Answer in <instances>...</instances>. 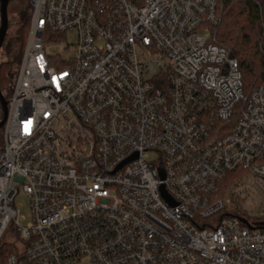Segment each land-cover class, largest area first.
Returning <instances> with one entry per match:
<instances>
[{
	"label": "built area",
	"instance_id": "built-area-1",
	"mask_svg": "<svg viewBox=\"0 0 264 264\" xmlns=\"http://www.w3.org/2000/svg\"><path fill=\"white\" fill-rule=\"evenodd\" d=\"M29 9L0 144V257L11 230L18 251L0 264H264V86L217 43L219 0ZM67 33L64 61L47 51Z\"/></svg>",
	"mask_w": 264,
	"mask_h": 264
},
{
	"label": "trees",
	"instance_id": "trees-1",
	"mask_svg": "<svg viewBox=\"0 0 264 264\" xmlns=\"http://www.w3.org/2000/svg\"><path fill=\"white\" fill-rule=\"evenodd\" d=\"M219 2L222 11L221 22L216 31L217 43L226 47L230 56L237 60L245 90L264 86V0H219ZM29 16L19 23L14 38L6 40V34L0 49L5 52L6 57L4 62L0 61V94L5 100L12 92L16 71L12 82L8 74L21 60L29 28ZM231 177L233 176L225 178L221 184L223 188L227 186V181ZM2 248L0 261L5 255L15 252L13 247L2 246Z\"/></svg>",
	"mask_w": 264,
	"mask_h": 264
},
{
	"label": "rangeland",
	"instance_id": "rangeland-1",
	"mask_svg": "<svg viewBox=\"0 0 264 264\" xmlns=\"http://www.w3.org/2000/svg\"><path fill=\"white\" fill-rule=\"evenodd\" d=\"M30 15V9H29V0H10L8 8H7V18H8V23H9V30L7 31V37L6 40H11L14 38V32L19 25V23L25 19L27 16ZM30 17V16H29ZM30 19V18H29ZM59 36L58 41L54 43L53 47L50 48L47 52L50 55L58 54L60 52L61 57L63 58L64 61H67L69 59V54L70 50L67 52L63 48L66 46V44L71 45L72 47L76 43V35L73 33H67L64 36ZM6 60L5 57V52L3 50H0V61L4 62ZM19 64H15L10 73L8 74L10 82H12L13 76L15 74L16 69H18ZM0 144L2 140V130L0 129ZM151 157H154L151 155ZM15 205L16 208L19 211V216L21 220V223L23 226L27 225L31 221V212H30V205H29V200L25 196L24 193L19 192V194L15 198ZM18 238L17 234L13 232L12 230L9 231L6 236L4 237L2 243H1V248L2 246L4 248L6 247H13L15 251H18ZM3 249V248H2Z\"/></svg>",
	"mask_w": 264,
	"mask_h": 264
},
{
	"label": "water",
	"instance_id": "water-1",
	"mask_svg": "<svg viewBox=\"0 0 264 264\" xmlns=\"http://www.w3.org/2000/svg\"><path fill=\"white\" fill-rule=\"evenodd\" d=\"M10 0H0V49L7 34L8 29V18H7V8ZM0 106L2 110V119L0 120V129L2 128L5 118H6V111H7V101L4 97L0 94ZM164 174L163 172L160 173V178L163 179ZM161 193L164 198L166 195L161 188Z\"/></svg>",
	"mask_w": 264,
	"mask_h": 264
}]
</instances>
